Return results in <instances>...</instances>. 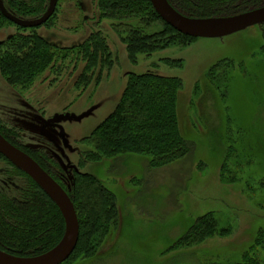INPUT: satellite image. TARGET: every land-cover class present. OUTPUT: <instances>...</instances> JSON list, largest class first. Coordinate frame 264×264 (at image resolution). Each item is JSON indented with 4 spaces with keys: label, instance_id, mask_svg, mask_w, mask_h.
I'll return each mask as SVG.
<instances>
[{
    "label": "rangeland",
    "instance_id": "374dc122",
    "mask_svg": "<svg viewBox=\"0 0 264 264\" xmlns=\"http://www.w3.org/2000/svg\"><path fill=\"white\" fill-rule=\"evenodd\" d=\"M3 1L28 20L46 5ZM181 1L195 10L190 0ZM103 14L99 0H57L50 21L36 30L0 19L1 45L8 37L38 34L60 48L49 47L56 57L29 88L0 76V128L31 154L41 152L68 191L77 173H87L115 196L116 226L95 255L72 258L76 244L62 264H264V24L219 39L186 40L149 15L141 21ZM152 35L147 53L133 49L134 39L145 43ZM87 39L89 63L77 49ZM223 62V70L210 74ZM147 72L182 83L177 114L181 133L194 145L191 155L158 170H148L145 158H89L87 139L113 112L131 75ZM6 169L0 161V188L13 195L19 183ZM204 216L214 220L215 233L172 250Z\"/></svg>",
    "mask_w": 264,
    "mask_h": 264
},
{
    "label": "trees",
    "instance_id": "16d2710c",
    "mask_svg": "<svg viewBox=\"0 0 264 264\" xmlns=\"http://www.w3.org/2000/svg\"><path fill=\"white\" fill-rule=\"evenodd\" d=\"M166 1L177 13L190 19L227 18L264 7V0H190L196 7L194 10L185 6L181 0ZM45 2L44 8L38 6V17L34 20L40 19L46 12L49 1ZM0 3L13 17L33 21L24 19L22 13L10 12L3 0ZM18 5L24 6L22 2ZM99 7L104 12L103 16L110 19L137 18L143 21L149 15L173 35L181 39L196 40L165 24L153 9L150 0H99ZM26 12L27 15L33 14V11ZM0 19L15 26L1 14ZM15 27L19 30L38 29ZM143 35H146L144 31ZM154 37L156 36L144 37L145 43L134 39L133 49L147 53L149 43L146 40ZM7 40L0 48V51L3 50L0 53V76L8 84L21 86L23 89L29 88L34 78L51 64V58L56 57L57 53H53L49 47L60 49L38 34L12 36ZM91 43L87 39L77 48L82 49V59L88 63L94 60L88 49ZM98 44L100 45L96 39V45L99 46ZM102 48L106 49L105 46ZM224 67V62L215 64L210 74L223 70ZM131 76L113 112L87 139L92 146V151L86 152L88 157L101 162L122 157L145 158L148 170H158L189 157L194 145L181 133L177 114V96L182 83L178 78L161 77L150 72ZM0 134L17 147L11 131L0 128ZM24 152L63 188L73 203L79 224V240L72 258H89L95 255L103 239L116 226L118 211L113 193L97 177L87 173H77L73 177L72 188L68 191L53 176L46 165V157L41 152ZM0 161L8 166L4 175L19 183V189L13 195L0 188V251L17 258L38 257L61 242L65 232L64 220L58 208L29 177L1 155ZM208 217H199L171 249L187 250L211 237L216 227L214 220ZM250 262L256 264L251 260Z\"/></svg>",
    "mask_w": 264,
    "mask_h": 264
},
{
    "label": "water",
    "instance_id": "95a60500",
    "mask_svg": "<svg viewBox=\"0 0 264 264\" xmlns=\"http://www.w3.org/2000/svg\"><path fill=\"white\" fill-rule=\"evenodd\" d=\"M49 6L37 20L22 21L8 14L0 3V14L4 19L22 29L43 26L54 14L57 0H48ZM161 20L176 32L194 39H219L264 24V7L227 18L196 20L177 13L166 0H150ZM1 45V44H0ZM0 154L15 168L29 177L58 208L65 224V232L58 247L47 256L21 259L0 251V264H62L73 253L78 238L77 215L68 194L33 159L9 144L0 135Z\"/></svg>",
    "mask_w": 264,
    "mask_h": 264
},
{
    "label": "flooded vegetation",
    "instance_id": "af4514ba",
    "mask_svg": "<svg viewBox=\"0 0 264 264\" xmlns=\"http://www.w3.org/2000/svg\"><path fill=\"white\" fill-rule=\"evenodd\" d=\"M0 48H1V46H0ZM1 135V134H0ZM2 136V135H1ZM3 137V136H2ZM4 138V137H3ZM5 139V138H4ZM6 140V139H5ZM7 141V140H6ZM8 142V141H7ZM9 143V142H8ZM10 144V143H9ZM16 144V146L17 147H15V148H17V149H19V150H24V151H26V152H29V150L27 149H24L22 146H20L17 142L15 143ZM12 145V144H11ZM13 146V145H12ZM24 151H22V152H24ZM25 153V152H24ZM26 154V153H25ZM1 155V154H0ZM2 156V155H1ZM3 157V156H2ZM4 158V157H3ZM5 159V158H4ZM6 160V159H5ZM7 161V160H6ZM8 162V161H7ZM11 164V163H10ZM12 165V164H11ZM13 166V165H12ZM14 167V166H13ZM17 169V168H16Z\"/></svg>",
    "mask_w": 264,
    "mask_h": 264
}]
</instances>
